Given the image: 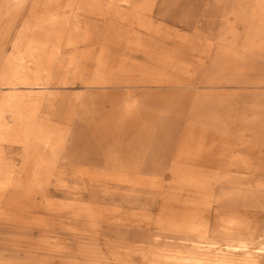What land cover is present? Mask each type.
<instances>
[{"label": "rangeland", "instance_id": "rangeland-1", "mask_svg": "<svg viewBox=\"0 0 264 264\" xmlns=\"http://www.w3.org/2000/svg\"><path fill=\"white\" fill-rule=\"evenodd\" d=\"M16 1L0 0V264H264V0ZM43 13L79 40L47 46L43 84L5 86Z\"/></svg>", "mask_w": 264, "mask_h": 264}, {"label": "bare ground", "instance_id": "bare-ground-1", "mask_svg": "<svg viewBox=\"0 0 264 264\" xmlns=\"http://www.w3.org/2000/svg\"><path fill=\"white\" fill-rule=\"evenodd\" d=\"M25 1L26 0H17L16 3L18 5H20V4L24 3ZM128 1H130V0H128ZM75 4H76V2H75ZM112 4H114V2H112ZM43 15H44V18H42V19H37L36 16H38V15H33V24L30 23L31 26H26L24 24L25 27L23 25L24 28H22V31H19V33L16 35V37L12 41L11 45H12L13 53L15 55V59L10 64L9 71H8L9 81L6 82L5 86H12V87L16 86V87H18V85H23L25 83V81L23 80L24 79L23 75H26V77H27L28 73H33L34 75H37L36 80H34L35 79L34 78L32 81V82H34L33 83L34 85L37 86L38 84L39 85L43 84L44 82L40 81L42 79H40L39 74L45 73V72H46V74H48L54 68L53 64H52L53 62L50 61V59L44 60L45 57L42 58L44 56V54L48 53V50L51 49L50 47H49L50 49H47V46L51 45L52 49L49 51L50 54L49 55L47 54L46 57L51 56V58H53L54 54H57L59 52V50H61L64 43L76 44V42L79 40V39L77 40L74 37H71L70 26L72 25L71 24L72 20L70 22V18L67 17L66 14L60 16L59 18H57V16L53 18V16L49 15L48 13H43ZM60 19L63 20V22L59 21ZM76 36H77V34H76ZM77 37H79V36H77ZM10 53L12 54V52H10ZM77 58H78V56H77ZM61 60H63V59H61ZM54 61H55V58H54ZM28 63H31V65ZM8 65H6V66H8ZM1 78H3V77H1ZM2 83H4V81ZM30 85H32V84H30ZM7 102H9V101H7ZM2 112H4V110H3V108L0 107V114H3ZM26 145H27V143H26ZM195 220H196V218H195ZM195 224L196 223H194V225ZM192 225H193V223H192ZM238 243H239V246H241V244H243V241L241 240V238H238ZM246 249H247V247H246ZM257 251L259 253L261 251H264V244H261V247H259ZM239 258H241V257H239ZM257 263H259V262H257ZM219 264H247V263H246V261L245 262L244 261L235 262L233 260L224 259V260H221Z\"/></svg>", "mask_w": 264, "mask_h": 264}]
</instances>
